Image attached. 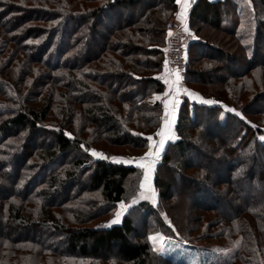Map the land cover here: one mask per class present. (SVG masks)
I'll return each instance as SVG.
<instances>
[{
  "label": "trees",
  "instance_id": "trees-1",
  "mask_svg": "<svg viewBox=\"0 0 264 264\" xmlns=\"http://www.w3.org/2000/svg\"><path fill=\"white\" fill-rule=\"evenodd\" d=\"M176 9L0 0V264H183L154 249L159 227L191 246L236 242L223 264H264V0L191 1L184 84L199 99L184 94L176 109V139L153 177L157 207L135 205L142 228L132 207L108 224L142 172L110 155L145 152L160 130L164 25ZM162 169L194 194L183 221Z\"/></svg>",
  "mask_w": 264,
  "mask_h": 264
},
{
  "label": "rangeland",
  "instance_id": "rangeland-1",
  "mask_svg": "<svg viewBox=\"0 0 264 264\" xmlns=\"http://www.w3.org/2000/svg\"><path fill=\"white\" fill-rule=\"evenodd\" d=\"M174 17V16H173ZM174 18H178L177 16H175ZM169 19V18H168ZM180 20V19H179ZM181 22V20H180ZM182 23V22H181ZM220 58V57H219ZM234 64L233 66H237L236 64H238L237 62H231V65ZM233 66L231 67V69H233ZM216 75H208L207 79H212L215 78ZM170 80L171 82H173L174 84V77L170 75ZM184 80V78H183ZM184 84V83H183ZM176 85V90L180 87L182 92H184L185 88H186V84H184L183 86H178ZM172 86V84H171ZM178 86V87H177ZM169 87V86H168ZM174 86H172L171 88H173ZM180 90V89H179ZM176 122V120H175ZM175 125V124H174ZM159 133V131H158ZM157 133V134H158ZM172 134H174L175 136V127L173 126L172 128ZM157 136V135H156ZM153 137L152 141H148L149 145H155L157 144L156 140L157 137ZM41 140V139H40ZM46 141H52L51 138H46ZM39 142V140H38ZM37 142V143H38ZM158 145V144H157ZM156 146V145H155ZM154 146V148H155ZM125 148H121L118 150H111L113 153H121L124 152ZM150 149H147V151L145 152H134L131 151L129 153H131L130 156H120V155H110L109 159L114 161L112 158H122L121 161H115V162H119L122 164H128V165H134L135 167H137L138 169L140 167H138V164H148L149 159H153L154 157H149L146 158L144 160H140L138 158H142V157H146V154L149 153ZM92 151H89L90 155ZM96 152V151H94ZM97 153V152H96ZM69 155L71 156H76L75 152H71ZM174 159L177 157L176 152L172 153ZM92 156V155H91ZM93 158H106L103 155L97 153L96 156H92ZM162 156L160 155L159 158L156 160V163L152 166V170L148 172V179L147 181H145L144 178V168H140V170H142V172L140 173V176L138 177L139 180L137 181L138 185L141 184H145V188L142 189L140 187L139 191L136 190L135 188H133V186L127 187V192L125 193V199H126V203L123 202V204L118 205L112 212L113 215L111 217V219L108 221V224H112L111 222L113 220H115L117 218V214L119 213V220L117 222L120 221V219L124 216V213H126V210L129 209V207H132L134 210L132 211L133 214V224H134V228L136 229V232H138L142 226L144 225L142 223V213H140L137 209L136 206L137 204L140 203V201H145L148 202L153 208L157 207L158 204V199H157V189L154 187L153 184V177H154V173L156 172L155 168L157 166V164L161 161ZM13 167H17V163H13ZM213 169L215 167H212ZM217 173L218 170L214 169V173ZM215 173V174H216ZM160 177L162 179V181L167 182V184H169V188H168V192L167 193H171V192H177L180 195V201L178 202V204L176 206L173 207V215L178 219V221H183V219L188 218L190 215H192V209L194 207L193 204V192L191 191L190 186H188L187 184L181 183L176 179V175L166 171L164 169H162L160 171ZM82 182L87 183V181H85L84 179H82ZM129 186V185H128ZM2 189H6V188H0V191H2ZM67 192H60L56 198H54V200H56L57 198L66 195ZM141 193H143V196L141 195ZM247 196L249 198L253 197H257L255 196L254 192L253 193H249L247 194ZM147 197V198H145ZM135 202V203H134ZM123 206V207H122ZM174 208L176 209L174 211ZM195 208V207H194ZM157 210H159V208H157ZM160 213L162 214L163 219L165 218L164 213L162 212V210L160 211ZM166 219V218H165ZM164 219V220H165ZM116 222V223H117ZM1 231V229H0ZM15 235V234H14ZM149 237H152V239H149V241H151V243L154 246V249H156L160 254L168 257L169 259H172L175 262H179V263H186V264H223L226 263L232 256H233V252L235 250L236 247V242H234L232 245L226 247V248H221L218 247L214 244L212 245H198V246H191L186 244L184 241H180L179 239H177L174 236H166L164 233V229L159 228H155V230H149ZM131 240V239H129ZM88 250V249H87ZM113 254H115V252L112 251ZM111 253V254H112ZM100 254H105V253H100Z\"/></svg>",
  "mask_w": 264,
  "mask_h": 264
},
{
  "label": "built area",
  "instance_id": "built-area-1",
  "mask_svg": "<svg viewBox=\"0 0 264 264\" xmlns=\"http://www.w3.org/2000/svg\"><path fill=\"white\" fill-rule=\"evenodd\" d=\"M164 27L167 31L166 45L164 48V65L165 60L168 61L166 70L174 77V84L183 86L185 75V50L187 46L192 42L194 36L189 31H185L180 20L171 16L166 20ZM171 32V35H169ZM177 71L181 79L177 83ZM167 86H170L169 81L165 82ZM177 86V87H178Z\"/></svg>",
  "mask_w": 264,
  "mask_h": 264
},
{
  "label": "crops",
  "instance_id": "crops-1",
  "mask_svg": "<svg viewBox=\"0 0 264 264\" xmlns=\"http://www.w3.org/2000/svg\"><path fill=\"white\" fill-rule=\"evenodd\" d=\"M191 1L192 0H190V3L188 4L186 10L184 9L183 4H179V5L177 4V9L174 12V15H172V16H174V17L177 16L178 17V13L181 14L182 18L180 20L182 22L183 27H187L188 31L190 33H192L193 36H195L193 31H191L189 29L188 24H187L188 19H187V13L186 12H187L189 6L191 5ZM170 75L171 74H169L168 70H166L165 73H164V76L162 78L163 84L166 86L165 87V91L163 93H161L160 95H158L159 99L162 102V108H163L165 114H164V116L162 118V121L160 123L159 133L156 136L157 137V140H156L157 144H159L160 139L167 134V125H168L169 122L171 123V129L173 128V126L175 124V120H176V113H175L176 109L178 108V106L180 104V101H181V99L183 98V96L185 94L184 92H182L180 87L176 90V85L173 84V82H171ZM167 81H169V84H172V86H174V87L171 88L172 87L171 85L168 87L165 84V82H167ZM185 89L187 90V87ZM189 98H191L193 100L194 99H197V100L199 99V98L196 97V94H193V95L189 96ZM165 103H167V109L165 108ZM173 105H175V106H173ZM166 113H167V115H166ZM169 141L170 140H166V143H165L164 147L166 146V144ZM157 144H155V145L157 146ZM155 145L154 144L152 145L151 151L153 153H155V151H156V146ZM154 146H155V148H154ZM163 149H162V151H163ZM162 151H161V153H162Z\"/></svg>",
  "mask_w": 264,
  "mask_h": 264
},
{
  "label": "snow or ice",
  "instance_id": "snow-or-ice-1",
  "mask_svg": "<svg viewBox=\"0 0 264 264\" xmlns=\"http://www.w3.org/2000/svg\"><path fill=\"white\" fill-rule=\"evenodd\" d=\"M176 3L179 5V4H183L184 6V9L186 10L187 9V6L188 4L190 3V0H176ZM181 14L178 13V19H181ZM185 31L187 32L188 29L187 27H185ZM169 35H171V32H169ZM29 43H32V41H29ZM167 63L168 61L165 60V66H167ZM181 79V77L179 76V72L177 71V83L179 82V80ZM184 93L188 96H191L193 95L192 93L188 92V90H184ZM157 99H159V97H157ZM203 103H206V104H213L215 103L214 101H211V100H203L202 101ZM175 106V105H173ZM165 108L167 109V103H165ZM226 111L228 112H232L233 109H226ZM237 116H240L241 114L240 113H235ZM167 115V113H166ZM242 118V117H241ZM254 127V126H253ZM148 141H152L153 140V137L149 136L146 138ZM176 137L174 136V134H172V129H171V123L169 122L168 125H167V134L162 137L159 141V144L156 146V151L155 153H153L151 151L152 149V145L150 144L149 145V153L146 154V157H142V158H138L140 160H144L146 158H149V157H154L153 159H149L148 161V164L145 165V164H138L137 166L140 167V168H144L145 171H144V178H145V181H147L148 179V172L152 170V166L156 163V160L159 158L160 154H161V151L162 149L164 148V145L166 143V140H170V141H175ZM261 139H264V137H262ZM81 147L83 148L84 146L81 145ZM92 156H96L97 153L96 152H92L91 153ZM114 161H121L122 158H112ZM140 187L142 189L145 188V184H141ZM141 195L143 196V193H141ZM147 198V197H145ZM135 203V202H134ZM123 207V206H122ZM119 220V213L117 214V218L115 220H113L111 223L115 224L117 221ZM149 239H152V237H149Z\"/></svg>",
  "mask_w": 264,
  "mask_h": 264
},
{
  "label": "bare ground",
  "instance_id": "bare-ground-1",
  "mask_svg": "<svg viewBox=\"0 0 264 264\" xmlns=\"http://www.w3.org/2000/svg\"><path fill=\"white\" fill-rule=\"evenodd\" d=\"M194 39V38H193ZM166 45V44H165Z\"/></svg>",
  "mask_w": 264,
  "mask_h": 264
}]
</instances>
